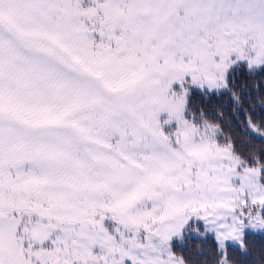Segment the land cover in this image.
Wrapping results in <instances>:
<instances>
[{"label":"snow or ice","instance_id":"6c2138e0","mask_svg":"<svg viewBox=\"0 0 264 264\" xmlns=\"http://www.w3.org/2000/svg\"><path fill=\"white\" fill-rule=\"evenodd\" d=\"M253 231L264 0H0V264H190L193 239L232 264Z\"/></svg>","mask_w":264,"mask_h":264},{"label":"trees","instance_id":"16d2710c","mask_svg":"<svg viewBox=\"0 0 264 264\" xmlns=\"http://www.w3.org/2000/svg\"><path fill=\"white\" fill-rule=\"evenodd\" d=\"M241 81H244L245 77L241 76ZM252 83V81H249ZM249 93H245V107L247 108L252 104L251 100H248ZM254 95V94H253ZM212 103L216 105V110L224 113L225 122L232 123L231 113H232V102L228 95H224L219 99L214 98ZM225 105V107H221ZM256 112H260V108H256ZM233 131L239 132L238 128L233 126ZM259 144V141H256ZM247 249L246 251L239 248H229L228 253L232 257V264H264V235L260 233H250L247 238ZM212 244L211 240L207 243H202L198 239H193L189 241V247L184 250V254L189 258L190 264H203L205 256H201L198 253L203 251L205 254L209 252L210 246Z\"/></svg>","mask_w":264,"mask_h":264},{"label":"rangeland","instance_id":"374dc122","mask_svg":"<svg viewBox=\"0 0 264 264\" xmlns=\"http://www.w3.org/2000/svg\"><path fill=\"white\" fill-rule=\"evenodd\" d=\"M251 233H259V232H257V231H253V232H251Z\"/></svg>","mask_w":264,"mask_h":264}]
</instances>
